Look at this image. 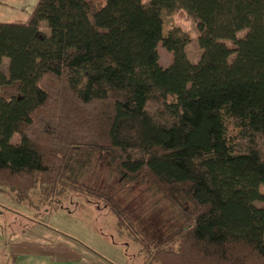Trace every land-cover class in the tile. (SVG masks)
I'll use <instances>...</instances> for the list:
<instances>
[{"label": "trees", "instance_id": "1", "mask_svg": "<svg viewBox=\"0 0 264 264\" xmlns=\"http://www.w3.org/2000/svg\"><path fill=\"white\" fill-rule=\"evenodd\" d=\"M178 11L196 63L179 27L152 34ZM99 154L178 212L159 243L141 240L147 264H264V0H38L23 23L0 22V189L24 203L91 195L138 242L87 182Z\"/></svg>", "mask_w": 264, "mask_h": 264}, {"label": "rangeland", "instance_id": "2", "mask_svg": "<svg viewBox=\"0 0 264 264\" xmlns=\"http://www.w3.org/2000/svg\"><path fill=\"white\" fill-rule=\"evenodd\" d=\"M37 1L0 0V22L23 23ZM172 26L190 36L186 51L189 60L196 63L201 54L197 30L186 12H164L161 20L152 23V34L164 37ZM41 31L49 34L46 24L41 25ZM158 52L161 66L168 67L171 54L160 45ZM7 64L4 59V73ZM17 140L15 136L13 142ZM87 182L113 195L131 221L138 242L133 241L129 229L117 230L114 215L101 199L91 195L67 193L41 201L36 194L31 203H24L0 189V264H147L145 252L152 246L141 251L140 243L143 239L159 243L179 223L178 212L148 180L122 181L106 154L96 156Z\"/></svg>", "mask_w": 264, "mask_h": 264}]
</instances>
